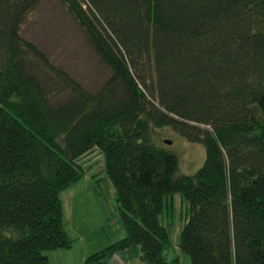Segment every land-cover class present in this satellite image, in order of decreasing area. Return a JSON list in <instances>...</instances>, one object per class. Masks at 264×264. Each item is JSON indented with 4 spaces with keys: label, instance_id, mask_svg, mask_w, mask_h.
I'll return each instance as SVG.
<instances>
[{
    "label": "trees",
    "instance_id": "16d2710c",
    "mask_svg": "<svg viewBox=\"0 0 264 264\" xmlns=\"http://www.w3.org/2000/svg\"><path fill=\"white\" fill-rule=\"evenodd\" d=\"M39 2L0 0V264L71 249L60 194L94 151L127 235L84 264H180L175 195L190 264H264V0H59L111 71L95 93L21 36ZM165 129L203 144L193 175Z\"/></svg>",
    "mask_w": 264,
    "mask_h": 264
},
{
    "label": "rangeland",
    "instance_id": "374dc122",
    "mask_svg": "<svg viewBox=\"0 0 264 264\" xmlns=\"http://www.w3.org/2000/svg\"><path fill=\"white\" fill-rule=\"evenodd\" d=\"M21 36L32 42L48 59L67 72L85 91L95 93L111 76V71L91 49L82 30L69 16L59 0H40L21 28ZM161 145L179 156V173L185 176L196 173L206 158L202 143L186 141L169 129L159 132ZM173 140L164 145V140ZM79 163L86 173L76 184L60 194L62 215L68 236L73 240L71 249L45 253L50 264H84L87 255L101 251L126 237L116 202V191L108 179L103 155L91 152ZM166 204L174 208L172 232L173 249L170 257L178 256L180 264H190L180 254L177 241L188 215V205L180 195L168 197ZM109 264H143L139 249L117 252Z\"/></svg>",
    "mask_w": 264,
    "mask_h": 264
},
{
    "label": "water",
    "instance_id": "95a60500",
    "mask_svg": "<svg viewBox=\"0 0 264 264\" xmlns=\"http://www.w3.org/2000/svg\"><path fill=\"white\" fill-rule=\"evenodd\" d=\"M164 144H165V145H166V144H167V145H171L172 142H171L170 140H167V139H166V140L164 141Z\"/></svg>",
    "mask_w": 264,
    "mask_h": 264
},
{
    "label": "crops",
    "instance_id": "0c3cea01",
    "mask_svg": "<svg viewBox=\"0 0 264 264\" xmlns=\"http://www.w3.org/2000/svg\"><path fill=\"white\" fill-rule=\"evenodd\" d=\"M117 254H118V253H116V255H117ZM116 255L113 256V258L108 262V264L111 263V261H114L113 259H115ZM88 256H89V255H87L86 257H88ZM139 257H140V256H139ZM86 259H87V258H86Z\"/></svg>",
    "mask_w": 264,
    "mask_h": 264
}]
</instances>
